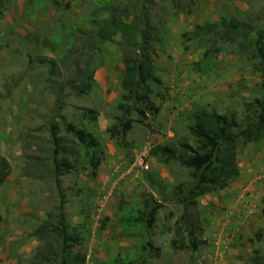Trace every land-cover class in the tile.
Masks as SVG:
<instances>
[{"label": "rangeland", "instance_id": "1", "mask_svg": "<svg viewBox=\"0 0 264 264\" xmlns=\"http://www.w3.org/2000/svg\"><path fill=\"white\" fill-rule=\"evenodd\" d=\"M93 1L46 0L33 7L31 0H10L0 17V155L9 162V173L0 184V264H32L39 241L31 232L57 209L60 199L66 222L86 227L85 264L139 259V228L121 226L122 211L141 207L145 194L160 198L147 182L148 175L163 179L167 188L188 180L187 169L151 157V145L178 140L194 144L186 129L194 109L235 111L241 116L242 103L261 92V74L247 65L246 55L231 48L216 56L211 71L196 72L192 62L202 48L193 44L185 50L181 34L221 15L256 10L264 0H197L188 12L156 0L161 17L169 12L159 24L155 60L162 83L154 86L152 99L159 104V113L148 117L145 127L134 125L125 143L118 144L106 127L118 114L116 104L122 93L120 32L114 42L101 46L86 95L77 96L59 84L74 66L72 59L63 60L66 29L89 13ZM29 56L63 62L62 76L55 77L58 83L48 81L47 66L29 68ZM80 107L96 109L97 119L84 118ZM60 115L99 139L102 160L95 176L83 165L77 172L63 173L56 182L48 166L34 164V158L48 161V128L61 122ZM141 155L146 168L136 162ZM236 158L239 176L222 190L198 196L197 205L189 209L201 226L202 233L194 238L198 247H186L187 233L175 230L182 205L164 200L147 233L158 250L142 264H254L250 257L255 250L264 256V139L241 145ZM102 194L108 198L98 207L96 198Z\"/></svg>", "mask_w": 264, "mask_h": 264}, {"label": "trees", "instance_id": "2", "mask_svg": "<svg viewBox=\"0 0 264 264\" xmlns=\"http://www.w3.org/2000/svg\"><path fill=\"white\" fill-rule=\"evenodd\" d=\"M10 0H0V17L3 16ZM46 0H32L33 7H40ZM173 10L190 11L197 0H165ZM59 3L60 0H53ZM156 0H94L89 13L66 29L64 59H72V70L60 81V88L68 86L77 96L86 95L91 89L94 72L97 68L96 57L106 43L114 42V35L120 32L118 42L121 50L123 74L122 93L117 101L118 114L106 127L110 137L118 144L125 143V135L134 125L145 127L148 117L159 113L160 106L153 99L154 86L160 85L157 75V44L161 40L159 24L161 17ZM165 11V10H164ZM88 23L89 27H84ZM58 36V32L55 34ZM184 49L199 44L202 52L192 62L193 69L205 74L215 65V58L227 48L246 55V63L255 69L264 79V5L256 10H245L240 16L221 15L197 23L189 31L181 34ZM29 68L47 66L48 81L58 83L55 77L62 76L63 62L55 58L39 56L28 57ZM62 63L63 65L61 66ZM261 92L251 100H245L243 114L235 111L218 112L206 108L192 111V122L187 133L194 138V144L185 140L155 143L149 148V155L162 163H175L188 170V180L167 188L163 179L146 177L151 188L159 195L145 194L141 207L122 211L119 220L121 226H137L140 238L139 259L114 258L110 264H142L154 255L158 247L149 239L148 230L156 220L162 201L173 200L182 205L183 212L175 221L177 232H186V247L196 249V236L202 233L199 220L192 216L189 209L197 205L196 198L207 192L226 188L239 176L237 151L241 145L264 139V82ZM60 92V91H59ZM163 97V96H162ZM58 107L61 105L59 103ZM84 118L95 121L98 111L90 107H80ZM49 125L50 145L48 161L34 158V164L49 169V173L58 182L63 173L77 172L88 167L92 175L97 174L102 160V148L99 139L83 127L65 121ZM43 126L37 127L41 129ZM61 129L64 135H57ZM84 165V167H83ZM9 173L8 160L0 155V184ZM64 201L60 199L57 209L47 214V218L31 232L39 244L31 257L32 264H85L86 251L83 247L85 225L66 222ZM254 264H264V256L254 251L250 257Z\"/></svg>", "mask_w": 264, "mask_h": 264}, {"label": "built area", "instance_id": "3", "mask_svg": "<svg viewBox=\"0 0 264 264\" xmlns=\"http://www.w3.org/2000/svg\"><path fill=\"white\" fill-rule=\"evenodd\" d=\"M136 162L141 165V166H144L145 168L147 167L146 163H145V160H144V157L141 155V156H138V158H136ZM107 195L106 194H102V195H98L97 198H96V204L98 207H103L105 202L107 201Z\"/></svg>", "mask_w": 264, "mask_h": 264}, {"label": "crops", "instance_id": "4", "mask_svg": "<svg viewBox=\"0 0 264 264\" xmlns=\"http://www.w3.org/2000/svg\"><path fill=\"white\" fill-rule=\"evenodd\" d=\"M32 1V0H31ZM10 2V1H9Z\"/></svg>", "mask_w": 264, "mask_h": 264}]
</instances>
